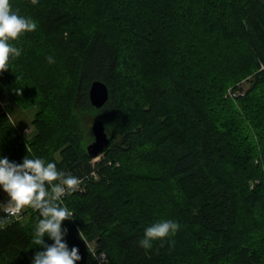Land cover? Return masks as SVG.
Returning a JSON list of instances; mask_svg holds the SVG:
<instances>
[{
  "label": "trees",
  "instance_id": "1",
  "mask_svg": "<svg viewBox=\"0 0 264 264\" xmlns=\"http://www.w3.org/2000/svg\"><path fill=\"white\" fill-rule=\"evenodd\" d=\"M10 4L37 28L10 41L22 52L0 71V155L83 177L91 123L110 137L98 179L62 199L77 264H97L90 245L106 264H264V0ZM249 77L243 96L225 97ZM94 81L109 89L101 108ZM28 109L22 135L12 117ZM38 215L24 206L0 224V264H30L41 250ZM164 218L179 230L141 248L145 227Z\"/></svg>",
  "mask_w": 264,
  "mask_h": 264
},
{
  "label": "clouds",
  "instance_id": "2",
  "mask_svg": "<svg viewBox=\"0 0 264 264\" xmlns=\"http://www.w3.org/2000/svg\"><path fill=\"white\" fill-rule=\"evenodd\" d=\"M36 28L35 20L13 10L10 0H0V71L10 68V60L21 55V47L10 41ZM46 60L54 63L55 57L48 54ZM14 90L19 95L21 88ZM79 183V177L59 170L55 161L25 155L17 163L0 155V191L7 195L6 202H0V211L15 214L24 206L39 210L35 244L41 250H34L30 264H77L80 261L79 248L75 245L69 248L65 239L67 229L62 227V221L72 218V212L61 201L62 196L74 191ZM6 221V216H0V224ZM179 228L176 220L159 219L145 227L139 246L151 249L155 241L175 235ZM45 237L51 243H47Z\"/></svg>",
  "mask_w": 264,
  "mask_h": 264
},
{
  "label": "water",
  "instance_id": "3",
  "mask_svg": "<svg viewBox=\"0 0 264 264\" xmlns=\"http://www.w3.org/2000/svg\"><path fill=\"white\" fill-rule=\"evenodd\" d=\"M89 99L92 106L101 108L109 99V89L101 81H94L89 89ZM94 140L86 147L90 158H96L101 155L109 145L110 137L106 132L102 121H93L90 125Z\"/></svg>",
  "mask_w": 264,
  "mask_h": 264
},
{
  "label": "built area",
  "instance_id": "4",
  "mask_svg": "<svg viewBox=\"0 0 264 264\" xmlns=\"http://www.w3.org/2000/svg\"><path fill=\"white\" fill-rule=\"evenodd\" d=\"M258 73H264V64H261V66L258 70ZM249 79H250V77L243 80L242 82H240L236 86L230 87L227 90L225 97L228 99H231L232 101H235L239 97L243 96L245 94V92L247 91V89L249 88ZM0 106L2 108H4V104L1 103V101H0ZM26 133H27V130H25V131L23 130L22 134L25 135ZM100 157H101V155H99L96 158H93L92 160H98V159H100ZM106 164L111 165V162H107ZM99 170H100V167L92 165V170L89 174L84 175L83 177H79L80 183L76 186V189L74 191L75 192H83L85 189V185L88 181L98 179ZM65 194L62 196L61 201L64 198ZM1 213H2V215L6 216L8 219L18 220L22 216L23 207L15 214H9V213L2 212V211H1ZM90 251H91L95 261L97 262V264H106L107 258H106V255L104 253L97 252L94 249V247L91 245H90Z\"/></svg>",
  "mask_w": 264,
  "mask_h": 264
},
{
  "label": "rangeland",
  "instance_id": "5",
  "mask_svg": "<svg viewBox=\"0 0 264 264\" xmlns=\"http://www.w3.org/2000/svg\"><path fill=\"white\" fill-rule=\"evenodd\" d=\"M32 118H33V109H28V110H25V111L15 115L14 117H12V120H13V123L18 130H20V131L21 130H24V131L27 130V133H30L31 129H32L30 121L32 120ZM27 133L25 135H27ZM103 158H104V156L101 155L100 159L92 160L91 165L96 166V164L99 161L103 160ZM6 200H7V195H6V193L3 192V199L1 202H6Z\"/></svg>",
  "mask_w": 264,
  "mask_h": 264
},
{
  "label": "bare ground",
  "instance_id": "6",
  "mask_svg": "<svg viewBox=\"0 0 264 264\" xmlns=\"http://www.w3.org/2000/svg\"><path fill=\"white\" fill-rule=\"evenodd\" d=\"M229 89V88H228Z\"/></svg>",
  "mask_w": 264,
  "mask_h": 264
}]
</instances>
